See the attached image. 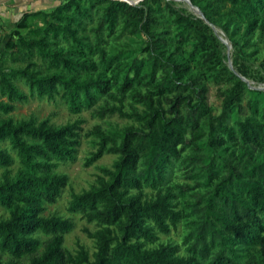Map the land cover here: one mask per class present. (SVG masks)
Segmentation results:
<instances>
[{
	"label": "trees",
	"instance_id": "obj_1",
	"mask_svg": "<svg viewBox=\"0 0 264 264\" xmlns=\"http://www.w3.org/2000/svg\"><path fill=\"white\" fill-rule=\"evenodd\" d=\"M191 1L206 19L170 0H64L16 21L0 58V264H264V89L226 63L215 30L249 43L264 33V0ZM30 97L132 121L89 133L86 166L117 155L70 201L99 226L84 229L93 253L64 248L74 223L43 214L67 186L57 168L76 160L82 122L11 117ZM178 170L194 184L174 182ZM180 228L181 243L148 247Z\"/></svg>",
	"mask_w": 264,
	"mask_h": 264
},
{
	"label": "rangeland",
	"instance_id": "obj_2",
	"mask_svg": "<svg viewBox=\"0 0 264 264\" xmlns=\"http://www.w3.org/2000/svg\"><path fill=\"white\" fill-rule=\"evenodd\" d=\"M64 0H0V10L6 12L8 17L7 20L0 24V58L5 49V44L10 37L11 31L15 28L16 21L22 16L24 12L35 11V10H53ZM136 3L138 0H129ZM185 14L192 18H199L200 15L196 13L191 6L184 0H170ZM193 12V13H192ZM196 14V15H195ZM224 22H220L223 26ZM219 29L223 33L217 35L224 36L225 40L228 41L226 44L222 39L220 42L223 46V52L225 55V61L231 67L237 65L241 67L247 77L245 78L252 87L264 89V33H257L255 37L247 44H241L235 47L231 42V36L226 33L222 27ZM24 30L23 33H26ZM239 38V36H236ZM1 64V60H0ZM27 90L26 87H23ZM208 100L211 106L216 111L220 110L221 99L218 96V86L210 84V90L208 93ZM131 100H127V110L130 109ZM98 107L95 106L90 109H84L79 113H74L62 101H53L47 98L40 99L38 97H30L25 102L17 103L16 109L10 113V116L15 120L20 119H34L38 122L50 119L51 123L55 125H65L67 123H73L81 120V145L79 147L77 158L75 161L62 162L57 171L59 173L68 176L67 186L63 189L60 197L53 203H46V210L43 212L44 215H57L64 219H70L74 223L73 229L64 235V248L72 253H76L81 245L85 246L90 253L95 251V242L89 238L84 231L87 227L91 231L96 230L99 226L96 223H88L81 213H73L70 210V201L72 200L73 193H81L88 190L93 184L96 183L97 177L101 174L102 167H112L114 161L117 159L115 154H106L97 162L91 166H86L85 162L91 153L97 150L96 141L94 135L89 134L95 126H101L105 131H115L117 128L124 127L132 124L131 120L122 118L119 115H107L104 118L97 114ZM2 146L8 147V144ZM12 155L15 153L11 151ZM18 160L16 158L12 168L14 170L18 167ZM2 168H0L1 174ZM173 181L183 185L194 184V181L185 174L182 170L175 172ZM8 217V211L0 205V220ZM42 239H47V236L38 234ZM160 240L155 243H148V247H157L159 243L167 242H182V229L178 231L173 230L172 233L167 235H160ZM3 262L7 264L12 257L8 254L3 255ZM20 264H29L27 258L22 259Z\"/></svg>",
	"mask_w": 264,
	"mask_h": 264
},
{
	"label": "water",
	"instance_id": "obj_3",
	"mask_svg": "<svg viewBox=\"0 0 264 264\" xmlns=\"http://www.w3.org/2000/svg\"><path fill=\"white\" fill-rule=\"evenodd\" d=\"M184 1H186V2L192 7V9H193L196 13H198V14L200 15L201 18L206 19L205 15H204V13L201 11V9H200L198 6L194 5V4L192 3L191 0H184ZM211 25H212V24H211ZM215 30H216V32H218V30H217L216 27H215ZM221 33H223V32L221 31ZM220 39H222L226 44H228V41L225 40L222 36H220ZM228 45H229V44H228ZM243 79H245V78H243ZM245 80H246V79H245ZM246 81H247V80H246Z\"/></svg>",
	"mask_w": 264,
	"mask_h": 264
},
{
	"label": "crops",
	"instance_id": "obj_4",
	"mask_svg": "<svg viewBox=\"0 0 264 264\" xmlns=\"http://www.w3.org/2000/svg\"><path fill=\"white\" fill-rule=\"evenodd\" d=\"M7 17H8V15L6 14V12H3L0 10V24H3V22H5L7 20L6 19Z\"/></svg>",
	"mask_w": 264,
	"mask_h": 264
},
{
	"label": "bare ground",
	"instance_id": "obj_5",
	"mask_svg": "<svg viewBox=\"0 0 264 264\" xmlns=\"http://www.w3.org/2000/svg\"><path fill=\"white\" fill-rule=\"evenodd\" d=\"M181 1V0H180ZM192 8V7H191ZM193 13V12H192ZM196 15V14H195ZM217 30H218V33H221V29H219V28H217ZM224 39H225V37L224 36H222Z\"/></svg>",
	"mask_w": 264,
	"mask_h": 264
}]
</instances>
